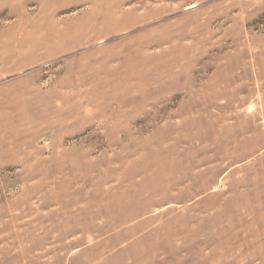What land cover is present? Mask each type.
I'll list each match as a JSON object with an SVG mask.
<instances>
[{
  "label": "rangeland",
  "instance_id": "obj_1",
  "mask_svg": "<svg viewBox=\"0 0 264 264\" xmlns=\"http://www.w3.org/2000/svg\"><path fill=\"white\" fill-rule=\"evenodd\" d=\"M0 264H264V0H0Z\"/></svg>",
  "mask_w": 264,
  "mask_h": 264
}]
</instances>
